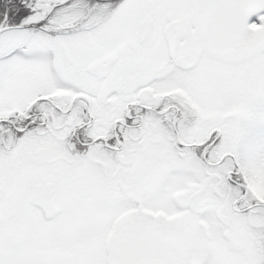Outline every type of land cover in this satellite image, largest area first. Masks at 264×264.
<instances>
[{"label":"snow or ice","instance_id":"1","mask_svg":"<svg viewBox=\"0 0 264 264\" xmlns=\"http://www.w3.org/2000/svg\"><path fill=\"white\" fill-rule=\"evenodd\" d=\"M0 264H264V0H0Z\"/></svg>","mask_w":264,"mask_h":264}]
</instances>
